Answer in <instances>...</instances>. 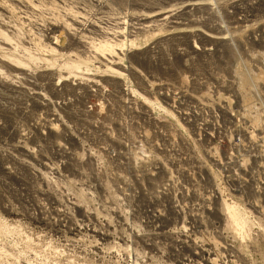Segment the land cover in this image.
<instances>
[{"label":"rangeland","instance_id":"rangeland-1","mask_svg":"<svg viewBox=\"0 0 264 264\" xmlns=\"http://www.w3.org/2000/svg\"><path fill=\"white\" fill-rule=\"evenodd\" d=\"M0 264H264V0H0Z\"/></svg>","mask_w":264,"mask_h":264}]
</instances>
